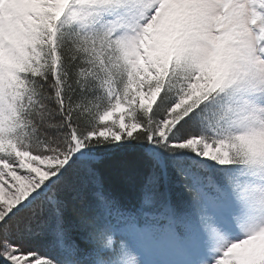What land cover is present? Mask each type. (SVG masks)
<instances>
[{"label":"snow or ice","instance_id":"6c2138e0","mask_svg":"<svg viewBox=\"0 0 264 264\" xmlns=\"http://www.w3.org/2000/svg\"><path fill=\"white\" fill-rule=\"evenodd\" d=\"M0 264H264V0H0Z\"/></svg>","mask_w":264,"mask_h":264}]
</instances>
